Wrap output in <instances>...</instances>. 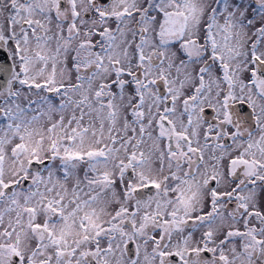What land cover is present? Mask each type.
<instances>
[{"label": "snow or ice", "instance_id": "1", "mask_svg": "<svg viewBox=\"0 0 264 264\" xmlns=\"http://www.w3.org/2000/svg\"><path fill=\"white\" fill-rule=\"evenodd\" d=\"M0 264H264V0H0Z\"/></svg>", "mask_w": 264, "mask_h": 264}]
</instances>
